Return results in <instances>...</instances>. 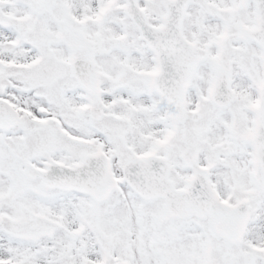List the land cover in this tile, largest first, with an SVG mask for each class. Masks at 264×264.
<instances>
[{
	"label": "snow or ice",
	"instance_id": "snow-or-ice-1",
	"mask_svg": "<svg viewBox=\"0 0 264 264\" xmlns=\"http://www.w3.org/2000/svg\"><path fill=\"white\" fill-rule=\"evenodd\" d=\"M0 264H264V0H0Z\"/></svg>",
	"mask_w": 264,
	"mask_h": 264
}]
</instances>
